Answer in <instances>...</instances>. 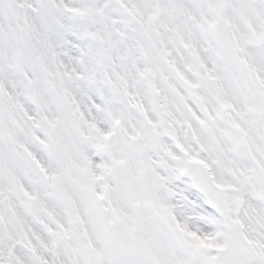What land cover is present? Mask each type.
<instances>
[{"label": "snow or ice", "instance_id": "obj_1", "mask_svg": "<svg viewBox=\"0 0 264 264\" xmlns=\"http://www.w3.org/2000/svg\"><path fill=\"white\" fill-rule=\"evenodd\" d=\"M0 264H264V0H0Z\"/></svg>", "mask_w": 264, "mask_h": 264}]
</instances>
